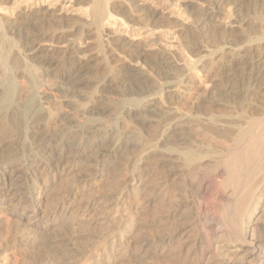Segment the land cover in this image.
I'll use <instances>...</instances> for the list:
<instances>
[{
  "label": "bare ground",
  "instance_id": "bare-ground-1",
  "mask_svg": "<svg viewBox=\"0 0 264 264\" xmlns=\"http://www.w3.org/2000/svg\"><path fill=\"white\" fill-rule=\"evenodd\" d=\"M5 1L0 0V128L14 129L15 136L25 138L4 154L0 150V210L10 208L7 215L18 214L19 237L27 251L40 254L39 248H44L47 264H92L96 254L100 264H264V107L247 98L263 89L264 33L237 48L240 44L234 43L230 30L220 40L222 48L218 44L217 51L195 54L199 58L194 57L192 65L177 71L171 55L147 56L132 44L111 41L103 29L109 19L154 27L156 10L138 0H52L85 7L80 13H86L88 22L69 30L52 28L47 18L53 15L40 8L8 21L1 14L6 12ZM46 1L33 3L40 6ZM224 1L209 0L206 10L184 11L191 37L205 33ZM251 20L241 24L262 25ZM8 34L15 36L20 50L14 49ZM72 34L76 41L90 40L98 49L92 59L100 65H109L108 54L116 50L128 60L123 64L119 57L115 62L119 66H107L105 78L95 88L99 94L101 88L119 86L120 99L104 104L93 93L75 99L74 88L87 83L84 76L94 60L86 50H78L75 40H68ZM60 40L65 45L59 55L42 46ZM227 54L234 57L232 62L216 70ZM131 63H140L143 69ZM197 64L218 80L209 81V92L198 94L193 83ZM233 72H239L243 82L227 87L223 79ZM69 77L75 80L74 88H60ZM155 79L163 82L156 85ZM72 112L106 114L109 119L105 127L94 116V121H85L76 130L47 129L48 119L70 122ZM7 142L0 140V146ZM77 171L78 180L73 181L81 190L66 178ZM42 178L43 185L37 186ZM59 178L72 185L63 184L57 192L50 181ZM103 182L104 191L94 192ZM94 211L99 215L86 221L101 222L104 235L94 244L86 240L77 244L79 234L72 231ZM9 216L0 215V224L10 223Z\"/></svg>",
  "mask_w": 264,
  "mask_h": 264
},
{
  "label": "rangeland",
  "instance_id": "rangeland-1",
  "mask_svg": "<svg viewBox=\"0 0 264 264\" xmlns=\"http://www.w3.org/2000/svg\"><path fill=\"white\" fill-rule=\"evenodd\" d=\"M14 0H7L5 2H7V8H6V12L4 13H1V14H4L2 15L3 17H5V19H7L8 21H11L13 20L12 18H14L15 15L17 14H23V15H30L32 14V12H34L35 10L37 9H44L45 11L49 12L50 14H52L53 16L51 18H47V20L49 21V24L50 25H53L52 28H62L64 30H69L71 27L75 28V27H82L83 24H86L88 21V17L86 15V13L83 15L84 11H85V7H84V10H83V7L80 6V5H76L74 3H70L69 5L68 4H65L63 5L61 2L59 1H52V0H47L45 2V4H41L40 6L37 5L35 6L33 1L34 0H22V1H17V2H13ZM139 3L143 4V5H150L153 10L157 12V17H156V20H155V25L153 27V25H150L147 26V27H141L139 25H134L132 23L130 24H124L122 23V21L120 22V20L118 19H109L108 22L105 21L103 22V29L106 31V33H109L110 34V40L113 41V42H116L117 44H120V45H123V46H126L127 44L128 45H131L135 48L139 47V49L145 53L147 56H153L159 52H162L163 54H166L167 56H170L173 58V61L176 63L177 67L175 68V70L177 71H180V69L182 70L183 67H185L186 65H192V63L194 62L195 59L203 56V55H206L208 53H210L211 51H217L219 50V45L221 44L220 40H222V37H223V34H227L230 33V30H231V35H233V37L235 36L234 39V43L236 44H240V45H237L236 47L238 48L239 46H242V45H245V43L249 40V39H255L256 36L258 37L259 34L261 35L262 33H264V0H225L223 5L221 6V10L218 11V17H214V20L211 21L209 27L207 28V30L205 31V33H203V35H196V38L195 37H191V35L187 32L188 29H190L191 27V22H189L185 12L191 8H199L201 10H206L208 9V5L207 3L209 2V0H138ZM237 1V3H236ZM19 2V3H18ZM205 2V3H204ZM207 2V3H206ZM239 2V3H238ZM57 3V4H56ZM204 3V4H203ZM254 3V4H253ZM203 4V5H202ZM253 4V5H252ZM11 5V6H10ZM28 7H27V6ZM30 5V7H29ZM33 5V6H31ZM62 5V6H61ZM75 5V6H74ZM186 5V6H185ZM208 7H207V6ZM256 5V6H255ZM36 8H35V7ZM77 6V7H76ZM80 6V7H79ZM199 6V7H198ZM253 6V7H252ZM261 6V7H260ZM253 9H252V8ZM257 7V8H255ZM11 8V9H10ZM82 8V9H81ZM184 8H187V9H184ZM17 9V10H16ZM34 9V10H33ZM49 9V10H48ZM62 9V10H61ZM252 9V10H251ZM33 10V11H32ZM79 10V11H78ZM81 10V11H80ZM83 10V13H80L82 12ZM186 10V11H185ZM255 10V14L252 13V11ZM10 11V12H9ZM31 11V12H30ZM185 11V12H184ZM9 12V13H8ZM210 12V11H209ZM187 13V12H186ZM258 13V15H257ZM57 15V16H56ZM256 17H255V16ZM259 16V17H258ZM75 17V18H74ZM81 17V18H80ZM86 17V19H85ZM72 18V19H70ZM216 18V19H215ZM244 18V19H243ZM261 18V19H260ZM63 19V20H62ZM79 19V21H78ZM159 19V20H158ZM246 19H252L251 22H261L262 25H256L255 24H252V25H243L241 24V21L242 20H246ZM257 19V20H256ZM263 19V20H262ZM113 20V21H112ZM118 20V21H117ZM165 20V21H164ZM240 20V21H239ZM254 20V21H253ZM68 21V22H67ZM74 21V22H73ZM81 21V23H80ZM82 22H86V23H83ZM110 22V23H109ZM114 22V23H113ZM240 22V24H239ZM53 23V24H52ZM105 23V24H104ZM108 23V24H107ZM158 23V24H157ZM167 23V24H166ZM175 23V24H174ZM221 23V24H219ZM107 24V25H106ZM190 24V26H189ZM79 25V26H78ZM123 25V26H122ZM125 25V26H124ZM134 25V26H132ZM179 25V26H178ZM212 25V26H211ZM216 25V26H215ZM222 25V26H221ZM238 25V26H237ZM58 26V27H57ZM156 26V27H155ZM164 26V27H163ZM168 26V27H167ZM176 26V27H175ZM211 26V27H210ZM258 26V27H257ZM70 27V28H69ZM183 27V28H181ZM240 27V28H239ZM106 28V29H105ZM144 28V29H143ZM188 28V29H187ZM182 29V30H180ZM184 29V31H183ZM187 29V31H186ZM211 29V30H210ZM214 29V30H213ZM233 29V30H232ZM224 30V31H223ZM259 31V32H258ZM184 32V33H183ZM216 34H215V33ZM257 32V33H256ZM187 33L189 35H187ZM221 33V34H219ZM250 33V34H249ZM207 34V36H206ZM215 36H214V35ZM9 36V39H11L12 41L14 40V44H15V47L14 49L16 50L17 49H21V45H19V43H17L15 40V36H12L10 34H8ZM221 35V36H219ZM206 36V37H205ZM11 37V38H10ZM75 37V39H74ZM202 37V38H201ZM250 37V38H249ZM70 38V39H69ZM68 38V40H75V46L78 48L79 51L81 52H84L85 53V50H86V53L85 55L87 57H91V61L94 60V61H90V71L87 75L84 76L85 78V81L87 82L84 86H81L79 88H74L73 87V81H75L72 77H69V78H72L70 79L69 81V78H67L66 80L60 81V88H63L65 90L69 89L70 87H73L76 91V95H75V99L80 101L82 100V97L83 96H98L100 97L101 101L104 103V104H107V103H111V101H115L117 99H120V96L122 93V89L121 87L119 86H115V85H112L110 87H107V88H101L102 91L99 92V94H95V91L97 89H95L97 87V84H100L99 82L102 81L103 78H105V74L108 72V67H112L111 65H113V67H117L119 66V64L117 63L115 65V62L117 58L120 57V59H122L121 62H123V64H129L128 60L127 59H123V54L119 53L118 50L116 51H113L111 52L110 54H108L110 57L109 60H110V64L106 66V64L104 63L103 64H99V60H95V59H92V57H95L97 54H98V49H96V47L94 45L91 44L90 40H87L86 38H83L79 41H76V36L74 34H72L70 37ZM73 38V39H72ZM214 38V39H213ZM107 38H104V40H106ZM204 39V40H203ZM186 40V41H185ZM215 40V41H214ZM61 41V40H60ZM56 41V43L54 44H50V43H46L44 42V44H42V46L46 47V48H53L55 50V53H57L58 55L61 53V49L64 48V45L65 43L63 41ZM82 41V42H81ZM130 41V42H129ZM217 41V42H216ZM194 42V43H193ZM213 42L215 44H213ZM61 43V44H60ZM63 43V45H62ZM77 43V44H76ZM81 43V44H80ZM88 43V45H87ZM105 43V42H104ZM122 43V44H121ZM189 43V44H188ZM191 43V44H190ZM200 43V44H199ZM210 46H208L207 44ZM114 44V43H112ZM219 44V45H218ZM55 45V46H54ZM199 45V46H198ZM204 45V46H203ZM222 45V44H221ZM220 45V46H221ZM86 46V47H84ZM184 46V47H183ZM188 46V47H187ZM191 46V47H190ZM196 46V47H195ZM217 46V47H216ZM61 47V48H60ZM88 47V48H87ZM92 47H94L92 49ZM187 47V48H186ZM194 48H200V50H204L202 47L205 48V50L203 52L201 51H198V50H194ZM236 47H233V50L235 51ZM80 48V49H79ZM191 48V50H190ZM209 48V49H208ZM216 48V49H215ZM222 48V46L220 47ZM88 49H91V50H88ZM184 49V50H183ZM210 50V51H208ZM89 51V52H88ZM91 51V52H90ZM59 52V53H58ZM190 52V53H189ZM199 54H198V53ZM88 53V54H87ZM96 53V54H95ZM168 53V54H167ZM189 53V56H193L192 57H189L188 54ZM225 53H228V51H225ZM116 54V55H115ZM121 54V56H120ZM174 54V55H173ZM184 54V55H183ZM199 56V57H196L195 56ZM198 54V55H197ZM232 54V53H231ZM89 55V56H88ZM186 55V56H185ZM84 56V55H83ZM82 56V57H83ZM184 56V57H183ZM181 57V58H180ZM189 57V58H188ZM195 57V59H194ZM180 58V59H179ZM187 58V59H186ZM234 57L233 56H229V54H227L225 57H224V61H219L217 63V65L215 67H217L216 70H218L219 67H221V65L224 63V62H227L228 64H230ZM177 59V60H176ZM192 59V61H191ZM219 59V57H217L216 61ZM231 59V60H230ZM236 59V58H235ZM186 60V61H185ZM190 60V61H189ZM223 60V59H222ZM114 61V63L112 62ZM184 61V62H183ZM190 62H192L190 64ZM230 62V63H229ZM97 63V64H95ZM112 63V64H111ZM178 63V64H177ZM187 63V64H186ZM189 63V64H188ZM133 64V66L135 65L137 68H142L143 69V66L140 65V63H131V65ZM185 64V65H184ZM178 65H181L178 67ZM200 64H197L195 67L196 69L198 68L199 71H196L195 73V76H193V83L196 85V88H197V92L198 94H202L203 92L207 91L209 92L211 89H212V82H209V81H212V77H215V75L213 74V76L210 77V75H206V70L204 69H199V66ZM102 66V67H101ZM183 66V67H182ZM32 69L34 70V65H32ZM92 67V68H91ZM97 67V68H96ZM182 67V68H181ZM107 69V70H106ZM35 71V74L36 76L39 78L40 77V81H41V74H39V70L36 71V69L34 70ZM91 72V73H90ZM101 72V73H100ZM106 72V73H105ZM97 73V74H95ZM239 72H233V74H231L230 76H225L224 79H223V84L226 85L228 87H237V85H240L242 84L243 82V79H241L242 77H240V75H238ZM199 74V75H198ZM235 74V75H234ZM204 75V76H203ZM234 75V76H233ZM202 76V77H201ZM207 76V77H206ZM240 78H238V77ZM94 77V78H93ZM196 77V78H195ZM83 78V80H84ZM98 78V79H97ZM100 78V79H99ZM208 78V80H207ZM43 79V77H42ZM203 79V80H202ZM205 79V80H204ZM227 79V80H226ZM231 79V80H230ZM95 80V82H94ZM217 78H214L213 79V82L216 81ZM225 80V81H224ZM235 80V81H234ZM90 81V82H89ZM156 85H160L159 83H162L163 80H157L155 79L154 80ZM206 81V82H205ZM218 81V80H217ZM233 81V82H232ZM42 82V81H41ZM64 82V83H63ZM68 82V83H67ZM97 82V83H96ZM158 83V84H157ZM205 83V84H204ZM210 83V85H209ZM227 83V84H226ZM229 83V84H228ZM238 83V84H237ZM233 84V85H232ZM236 84V85H235ZM68 85V86H67ZM94 87H93V86ZM205 86V87H204ZM67 87V88H66ZM69 87V88H68ZM93 87V88H92ZM208 87V89H207ZM232 87V88H233ZM263 89L259 90V93L256 94V95H251L248 96V100L250 101H255L256 103H258L259 105H261V107H264L262 106V104H264V95L263 92H264V80H263V86H262ZM63 89V90H64ZM93 89V90H92ZM80 90V91H79ZM93 91V92H92ZM261 91V92H260ZM109 93V95H108ZM116 93V94H115ZM104 95V96H103ZM114 96V97H113ZM102 97V98H101ZM254 97V98H253ZM94 98V97H93ZM99 99V98H97ZM112 99V100H111ZM107 100V102H106ZM261 102V103H260ZM22 104V100L19 102V105ZM63 111H68V110H63ZM51 113V112H50ZM53 113V111H52ZM51 113V114H52ZM54 114V113H53ZM52 114V116H53ZM86 115V116H85ZM84 116H81V114H77L75 112V114L72 112V114H69V117L67 118L70 122L66 121H59V120H56L55 118L53 119H48L47 120V124L49 122V126L47 127L48 130H52L54 132H57V131H61L62 130H69V129H72V130H76L77 127L80 126V124L84 123L85 121H94L95 119L99 121H102L101 123H103V127H105V125L107 123H105V120L107 121L109 118L106 117V114H101V115H97V114H94V115H90V114H85ZM91 117H90V116ZM51 116V117H52ZM88 116V117H87ZM94 116H97V117H94ZM55 117V116H54ZM73 117V118H72ZM83 117H85L83 119ZM95 119H94V118ZM106 117V118H105ZM88 118V119H87ZM104 118V119H103ZM74 119V120H73ZM76 119V120H75ZM79 119V120H78ZM83 119V120H82ZM91 119V120H90ZM102 119V120H100ZM55 120V121H54ZM76 123H75V122ZM60 122V123H59ZM79 122V123H78ZM62 123V124H61ZM64 123V124H63ZM69 123V124H68ZM78 123V124H77ZM67 124V125H66ZM73 125V127H72ZM75 125V126H74ZM53 126V127H52ZM56 126V127H55ZM130 126V125H129ZM28 128V127H27ZM75 128V129H74ZM2 129V130H1ZM3 126H1L0 128V140L2 142H7L9 140V142L5 143V145H1L0 146V150L1 152L4 154L8 151H10L13 147L11 146H19V144H21L23 141H24V138H25V135H22V136H15V132H14V129H7ZM37 129V128H36ZM36 129L34 128H28L29 131H35ZM56 129V130H55ZM57 129H60V130H57ZM9 130V131H8ZM66 130V131H67ZM16 131V130H15ZM5 132V133H4ZM9 132V133H8ZM19 133V131H18ZM10 134V135H9ZM12 136V138L10 137ZM9 138V139H8ZM7 140V141H6ZM12 142V143H10ZM19 142V143H17ZM2 144V143H1ZM9 146V147H8ZM3 148V149H1ZM8 169V168H7ZM79 171L73 173L72 175L66 177L67 180L69 182H72L73 180L75 182H77L76 180H78L77 178V175H79L80 173H78ZM73 176V177H72ZM65 178H59L58 180H51L50 179L48 181L52 182L53 183L51 184V186L53 185H56V186H53V188L57 189V192H61L60 190H63L64 186L65 185H68L69 182L65 179ZM71 179V180H69ZM64 180V181H63ZM58 181H61V182H58ZM65 183H63V182ZM74 181L72 183H74ZM43 178L42 180H38V183H37V186H42L43 185ZM60 185H57L59 184ZM62 183V184H61ZM64 184V185H63ZM104 182L100 184V186L98 187V189H95L94 192H97V193H102V191H104L105 187H104ZM63 185V187H62ZM69 185H72V184H69ZM76 187H75V186ZM49 186V190H52ZM61 186V187H60ZM74 188H78V190H81L82 186L81 185H77V184H73ZM72 186V187H73ZM103 186V187H102ZM71 187V186H70ZM61 188V189H60ZM101 188V189H100ZM54 189V190H55ZM60 189V190H59ZM100 189V190H99ZM102 190V191H101ZM96 193V194H97ZM83 197V201L84 199L88 200L87 197L82 196ZM36 197H34L35 199ZM86 200L84 202H86ZM7 209V210H6ZM6 209H2L0 210V215L4 218V217H7L9 215H7L10 211V208H6ZM74 209H78L77 208V205L74 207ZM73 209V210H74ZM74 210V211H75ZM4 211V212H3ZM95 212V211H94ZM92 213L90 212L87 216H86V219L85 220H82L79 222L78 225H76V228L72 231L75 233V235L79 234V240L76 242L77 244L80 242H84L86 243V241L88 242V244H94L93 243V240L96 239V237L98 236H102V234L104 235L105 233V226L101 224V222H97L96 224H90L88 221L89 217H96V215H99L98 211L95 212V213ZM19 213V212H18ZM75 213V212H74ZM91 213L93 215H91ZM40 216H42L40 214ZM10 217V223H8L6 226L0 224V257L3 256V258L5 259V257H7L5 260L3 258H0V262H3L4 264H47V260L45 259L46 256L44 255L43 252L41 251H46L44 250V248H39L37 251L40 253L38 254L36 252V250L34 252H31L30 253V250L27 251V248L21 243L22 241H20V237H19V231L18 229H21V223L18 222L19 221V216L18 214L16 215H13V216H9ZM43 217V216H42ZM15 220V221H14ZM17 223V224H16ZM99 223V224H98ZM10 224V225H9ZM16 224V226H15ZM19 224V225H18ZM90 224V225H89ZM101 224V225H100ZM81 225V226H80ZM10 226V227H9ZM58 226V227H57ZM55 228L60 232L62 233L63 231L60 230V227L59 225H57ZM80 226V228H79ZM90 226V227H89ZM5 227V228H4ZM78 227V228H77ZM93 228V230H92ZM15 229V230H14ZM55 229V232L54 233H59L57 232ZM2 230V231H1ZM4 230L7 232V235L5 234L6 232H4ZM79 232V233H78ZM84 232V233H83ZM95 232V233H94ZM98 232V233H97ZM11 233V234H10ZM93 233V234H92ZM4 234V235H3ZM10 234V235H9ZM90 234V235H89ZM13 235V236H12ZM85 235V236H84ZM87 235V236H86ZM95 235V236H94ZM6 236V237H5ZM6 238V239H5ZM11 238V239H10ZM88 238V239H87ZM91 239V240H90ZM5 240V241H4ZM86 240V241H85ZM98 240V239H96ZM92 242V243H91ZM95 242V240H94ZM12 243V244H11ZM83 243V244H84ZM9 244V245H8ZM12 245V246H11ZM2 246V247H1ZM22 247V248H21ZM11 248V249H10ZM19 248V249H18ZM43 249V250H42ZM36 255L35 253H37L36 256L33 255ZM43 253V255H42ZM12 255V256H11ZM39 255V256H38ZM41 255V256H40ZM19 256V257H18ZM16 257V258H15ZM36 257H39V258H36ZM43 259H42V258ZM12 258V259H11ZM36 258V259H34ZM41 258V260H40ZM39 259V260H37ZM34 260H37V261H34ZM17 261V262H16ZM39 261V262H38ZM41 261V263H40ZM45 261V262H44ZM44 262V263H42ZM101 262V258L99 256L96 255H93V258H92V264H100Z\"/></svg>",
  "mask_w": 264,
  "mask_h": 264
}]
</instances>
